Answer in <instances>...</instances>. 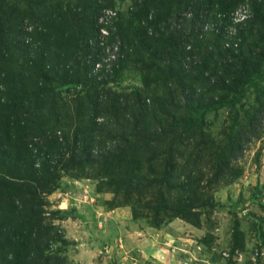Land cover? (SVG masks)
Returning <instances> with one entry per match:
<instances>
[{"label": "rangeland", "instance_id": "1", "mask_svg": "<svg viewBox=\"0 0 264 264\" xmlns=\"http://www.w3.org/2000/svg\"><path fill=\"white\" fill-rule=\"evenodd\" d=\"M146 1L101 0L114 35L99 20L93 39L85 15L94 0H0V25L25 16L29 34L6 49L11 65L0 63V262L9 241L37 235L22 264H264V62L220 74L216 103L191 85L203 57L208 71L228 66L242 30L250 43L264 34V0ZM80 37L91 39L77 50L88 67L70 70L63 48ZM133 38L151 50L135 59ZM255 42L253 53L264 51ZM184 79L187 91L175 87ZM138 94L157 108L141 123ZM115 99L107 116L97 111L98 100ZM257 116L258 134H246ZM33 121L58 131L31 133ZM161 127L170 135L138 151Z\"/></svg>", "mask_w": 264, "mask_h": 264}, {"label": "trees", "instance_id": "2", "mask_svg": "<svg viewBox=\"0 0 264 264\" xmlns=\"http://www.w3.org/2000/svg\"><path fill=\"white\" fill-rule=\"evenodd\" d=\"M3 1V0H2ZM150 1V0H149ZM145 2L143 5H145L144 7H150L151 6V4H150V2ZM177 2L175 3V4H179V2H180V0H176ZM171 3H174L173 1L171 2ZM93 6L90 8V9H87V15H85V17H86V19H88L89 21H91V25H89V27L87 28V30H88V32H90V34H91V37L93 38L94 37V35H95V33H99V31H101L102 30V28L101 27H99L98 25H99V20H100V13L102 12V10L104 9V7H105V5H103L102 4V2H101V0H94V4H92ZM143 7V8H144ZM57 9H58V11L60 12V13H63V5H61V4H58V7H57ZM6 16H7V14H6ZM59 17H61V16H59ZM25 20H26V17L25 16H22V17H20V18H16V16H9V17H7L6 18V20L5 21H8L7 22V25L6 24H1L0 25V51H1V49L2 48H4L5 49V55H4V53H2L3 55L2 56H0V57H2V58H0V63L2 64V66L3 67H7L8 65L10 66L11 64L8 62L10 59H9V57L6 55L7 54V51H6V49H8L9 47L10 48H17V46L18 45H23V46H26V39L29 37L28 35V33L24 30V31H22V28H23V26H24V22H25ZM110 23V22H109ZM109 23L108 24H106V26H105V28L106 29H108L109 30V38L110 37H112L113 38V36L112 35H114V30L112 29V23L109 25ZM154 23V22H153ZM152 23V24H153ZM247 31L248 30H242L241 31V36H242V39H243V41H242V43H241V49H239L240 51L239 52H241V55H233V56H229V58H226L227 60H229L230 61V64L227 66V65H223L222 63V66H221V64H219V65H216V69H214L213 68V71H208V69H210V67L208 66V64H207V61H206V58L205 57H203V60L201 61V65L198 67V68H196V73L199 75V77H196L195 78V80H197V81H194L191 85L192 86H194V88H195V92L196 93H198V91H204V93H202L203 95L201 96V97H199L200 98V100L202 101V103H203V99L205 98V97H212L211 98V102L213 103V102H215L216 103V94H217V92H221L222 91V89L221 88H223V85L224 84H226V78H224V77H219V75L220 74H224V75H228V73H229V75L231 76V70H235V69H230L233 65H240V67L239 68H242V70L245 72V73H247L248 74V70H249V66H250V61H260V62H264V51H263V49H262V51L261 52H258L257 54H254L253 53V47H255L256 48V50L258 49V46L256 45V42H255V40L257 41L258 39H261V41H264V34L261 36V37H259V38H257V39H255L254 38V40H253V42L252 43H250L249 42V39H247V34L248 33H250L251 31H249L248 33H247ZM108 33V32H107ZM122 33V31L120 30L119 31V36L121 37V40H125L124 39V35H122L121 34ZM247 33V34H246ZM41 32H35V34H34V36H35V41L36 42H40V41H42V36H41ZM139 33H137V35H138ZM142 34L143 33H141V36H142ZM146 36L148 35V31H146L145 33H144ZM255 36H258V34H254ZM83 36V35H82ZM108 38V37H107ZM93 39H95V38H93ZM89 40H91V39H86V38H81L80 37V41H78V42H76V44L74 45V46H70L71 48H73L74 47V50H72L70 53L67 51V49H64L63 48V52H62V54H64V55H66L67 56V58L68 59H70L67 63H66V66L70 69V70H73V65H74V63H76V62H80V61H84V65L86 66V67H88V65H87V63L85 64V60L87 61V57H85V54L86 53H82V55L80 54V50H81V48H83L84 46H86V48L87 47H89L90 46V44H88L89 43ZM147 41V40H146ZM91 42V41H90ZM117 43V42H116ZM120 43V45H121V47H120V49H121V51L123 52V54H124V51L123 50H126V48H125V46L124 45H122L121 44V42H119ZM133 46H134V49H135V55H134V58L136 59V57L137 56H140L141 54H140V51H141V53H142V55H144V52H148V51H150L151 49H149V48H147L145 51H144V49H143V47H145V46H147V45H144V44H142L141 43V41H139V40H135L134 38H133ZM141 43V45H139V48L136 46V45H138V44H140ZM246 44H250L249 46L248 45H246ZM29 48H30V50L31 49H33V48H35L36 49V47H32V46H30V45H27ZM143 46V47H142ZM130 47V46H129ZM61 49H62V47H61ZM76 49V50H75ZM79 49V51H77ZM133 49V50H134ZM178 49L179 50H183V47L180 45L179 47H178ZM142 50H143V52H142ZM222 52V51H221ZM223 53V52H222ZM1 54V53H0ZM46 53L45 52H43L42 53V55H45ZM56 54V53H55ZM128 54H130L129 52H128ZM208 54V55H207ZM213 54V53H212ZM156 55V53H153V52H150L149 53V56L151 57V58H153V56H155ZM130 56V55H129ZM159 56H161V54H159ZM207 56H209V50H207V52H206V57ZM74 57H76V59H74ZM122 57V56H121ZM119 60H120V62H123L124 60L121 58H119ZM226 60V61H227ZM109 61H111V63H115V62H117V60L115 61V59H109ZM113 61H115V62H113ZM161 61V60H160ZM223 61H225V59L223 60ZM81 63V62H80ZM83 63V62H82ZM137 63H140V61H137ZM141 63H143L142 61H141ZM232 64V65H231ZM110 65V63H108V65L107 66H109ZM103 67V66H102ZM172 67H173V65H172ZM124 68V67H123ZM122 68V69H123ZM65 69H67V68H65ZM100 69V68H99ZM107 68H106V65H105V68L104 69H102V70H100L102 73L106 70ZM122 69L120 70V71H122ZM226 69V70H225ZM218 70H221L220 72L218 71ZM208 72H211L212 74V76H216L215 77V81L212 83L213 85L211 86V85H208V87H207V83H206V81H207V78H206V75L208 74ZM119 73V72H118ZM186 78V77H185ZM206 78V79H205ZM187 81V79H184L183 80V82L181 81L180 83H177V84H175V87H177V88H181L182 90H186L187 91V88L185 89L184 88V86H185V82L184 81ZM209 80V79H208ZM177 81V80H176ZM203 81H205V84L203 83ZM230 82V81H229ZM228 82V83H229ZM97 82H95V84H96ZM184 83V84H183ZM203 83V84H202ZM222 86V87H221ZM108 90H111V89H108ZM5 91V90H4ZM185 91V92H186ZM110 95V94H109ZM136 98V97H135ZM99 99V98H98ZM120 99H115L114 101L113 100H106L105 102H106V104L104 103V105L103 106H101V104H99L100 102V100H98L97 101V105H96V109H97V111H101V113H103V115L104 116H107L111 111H112V108L114 109V106H113V104H115V105H119L121 102H116V101H119ZM133 101H135V102H139V104L140 105H138V111H139V114H140V116H139V118L136 120L137 122H139V123H141V122H143L144 120H146L148 117H150V115H152V116H157V113H156V111H157V108H156V105H152V103H154V100H152V101H149V102H146V101H144V102H146V103H149V104H145V103H143V99H142V97H141V95L140 94H138L137 95V99H134ZM209 102V101H208ZM220 102H223V99H222V97L220 98ZM110 103L112 104V106H110ZM95 107V106H94ZM4 113H7V111H4ZM53 116H54V114H53ZM52 117V116H51ZM261 116H257V117H255V118H253V120H252V122H251V127H250V131H247L246 132V134H249L250 133V135H257L258 134V132H257V125H256V123L259 121L258 119L260 118ZM192 119L190 120V124H189V126H194L195 125V123L197 122V120L195 119V118H193V117H191ZM7 119H9V118H7ZM0 122H2L1 120H0ZM7 123H8V126H11V123H12V120L11 119H9L8 121H7ZM139 124H134L132 127H135L136 129H138L139 128ZM38 128V126H37V124H36V121H33V123L30 125V128L28 129V130H31L30 132L31 133H33V132H39V131H42L41 129L42 128H44L43 126L42 127H40L39 129H37ZM162 129H160V131L158 132V130H156V132H155V134H153V136H151V138L148 140V139H146V140H142V141H145V142H147V144H144V145H140V147L139 148H137V150L138 151H140V150H143V151H145V149H147V148H151V147H154L155 145H156V143H159V142H161L160 140L159 141H157L162 135H166V136H169L170 135V128L169 129H165L164 127H161ZM48 131H51L52 132V136L54 135V133L55 132H57L58 131V128L57 127H51V128H46V130H44V131H42L43 132V134H49L48 133ZM51 135V134H50ZM237 136H244L243 135V133H239V134H237ZM175 139L174 140H172L171 142H170V144H169V146H173L174 144H175ZM30 142H32V141H30ZM26 144L28 145V146H31V144L29 143H27V141H26ZM52 145H50L49 147H51ZM197 147H198V149H200V151H201V146H199V145H196ZM235 152H236V148L235 147H233L232 148V154L233 155H235ZM139 153H143V152H139ZM201 153V152H200ZM21 154H18L17 156H20ZM16 156V157H17ZM99 157H102L101 155H99ZM120 160L122 159V158H119ZM134 159H136L135 158V156H134ZM110 161V160H109ZM92 163H95V162H92ZM100 163V162H99ZM99 163H98V165H99ZM110 163H112V162H110ZM221 163V162H220ZM175 164V163H174ZM93 165H95V166H97L96 165V163L95 164H93ZM175 166L176 165H172L171 166V170H174V168H175ZM169 167V166H168ZM36 174H37V172H35ZM183 189L184 188H186V186H183L182 187ZM18 192V191H17ZM14 196H15V192H14V194H13ZM17 195H18V193H17ZM39 231H42V228L39 230ZM34 243L35 245H38V244H40V239H39V237H37V235H36V238L34 239V240H32V241H29V242H21V243H19V246H17V245H15V243H13V242H10L9 241V243H7L4 247H3V249H5V256H4V258L6 259V262H4L3 260L0 262V264H22V262L24 263H27V261L30 259V257H31V255L33 254V251L31 250V248H30V246H29V244H31V243ZM30 248V249H29Z\"/></svg>", "mask_w": 264, "mask_h": 264}, {"label": "built area", "instance_id": "3", "mask_svg": "<svg viewBox=\"0 0 264 264\" xmlns=\"http://www.w3.org/2000/svg\"><path fill=\"white\" fill-rule=\"evenodd\" d=\"M114 13H109V15L107 16V17H101L100 18V22L101 23H104V24H108L111 20H112V18H113V15ZM104 24H102V25H104ZM104 32V31H103ZM110 58H112V59H115L116 58V55L114 54V53H111V56H110Z\"/></svg>", "mask_w": 264, "mask_h": 264}]
</instances>
